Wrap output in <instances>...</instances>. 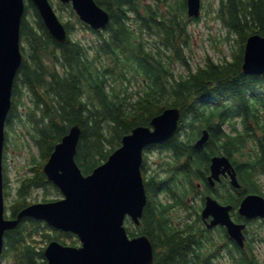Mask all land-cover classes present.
Wrapping results in <instances>:
<instances>
[{
    "label": "trees",
    "instance_id": "obj_1",
    "mask_svg": "<svg viewBox=\"0 0 264 264\" xmlns=\"http://www.w3.org/2000/svg\"><path fill=\"white\" fill-rule=\"evenodd\" d=\"M96 1L109 12L108 25L92 30L94 38L86 42L73 37L71 22H65L68 37L61 42L47 29L34 3L27 0L25 13L32 12L35 22L31 25L22 19L21 36L28 43L29 54L23 55L19 76L30 104L19 117L22 85L18 86L16 76L9 120L15 116L29 125L28 139L42 159L34 153L32 167L19 178L11 216L16 217L31 203L32 189L51 185L59 191L47 179L43 166L74 124L82 130L76 162L84 174H90L134 127L149 125L152 117L168 107H179L177 130L153 145L169 152L165 172L156 170L146 178L145 159L142 173L147 204L140 225L129 222L127 229L131 237L149 236L156 264H216L222 247L213 243L210 234L197 231L194 224L199 215L194 223L184 217L177 226L170 210L187 205L186 198L195 193V180L205 178L212 156L219 154L232 159L243 184L234 197L237 202L247 191L260 192L257 175L264 173V74H245L242 64L247 38L264 35V0H217V16L239 47L231 58L220 62L209 55L195 68L187 50L189 24L198 18L188 16L186 0ZM65 5L83 27L90 28L71 4ZM177 63L187 72H177ZM136 85L141 88L133 90ZM204 129L210 136L198 147L195 142ZM250 141L253 146L246 151ZM7 184L4 165V194ZM54 231L44 220L23 218L6 231L2 259L7 264H46L42 243L56 238V233L72 244L77 242L70 232ZM249 249L231 244L229 251L238 264H257L253 256L246 258Z\"/></svg>",
    "mask_w": 264,
    "mask_h": 264
},
{
    "label": "water",
    "instance_id": "obj_2",
    "mask_svg": "<svg viewBox=\"0 0 264 264\" xmlns=\"http://www.w3.org/2000/svg\"><path fill=\"white\" fill-rule=\"evenodd\" d=\"M47 29L61 42L68 37L65 24L58 17L50 0H31ZM70 3L79 18L93 29H103L110 21L109 12L96 0H61ZM189 17H198L202 0H186ZM25 0H0V261L6 231L15 228L26 217L46 221L51 227L76 234L80 246L51 241L44 250L46 264H156L154 247L147 234L130 237L125 225L127 217L139 225L147 192L142 175L143 151L147 145L169 139L177 130L181 117L179 107H168L152 117L149 125H139L122 138V144L90 174H84L76 162L82 134L79 124L54 146L43 169L47 179L56 185L63 197L53 201L34 202L21 209L16 217L6 218L3 157L5 126L12 107L14 82L22 65L21 25ZM242 71L264 74V35L255 33L246 40ZM204 129L195 145L201 147L209 139ZM214 183L220 174L229 173L234 187H240L237 171L226 155L211 159ZM231 205H222L207 197L202 217L213 216L208 226L223 224L229 235L244 244V223L230 215ZM239 213L248 218L264 217V197L249 194L241 201Z\"/></svg>",
    "mask_w": 264,
    "mask_h": 264
},
{
    "label": "rangeland",
    "instance_id": "obj_3",
    "mask_svg": "<svg viewBox=\"0 0 264 264\" xmlns=\"http://www.w3.org/2000/svg\"><path fill=\"white\" fill-rule=\"evenodd\" d=\"M155 0H146V2ZM203 8L202 13L198 20L193 19L189 24V30L191 32V42L187 50V54L190 57L193 67L203 64L207 56H213L216 61H224L226 58H231L233 56L234 50H236L239 45L233 39V35L229 33L228 28L223 24V22L218 18L216 13L217 0H202ZM57 13L63 19L64 22H71L73 26L72 34L73 37L82 39L84 41H89L94 38V33L90 28L83 27L77 20L75 16L72 15L71 8L68 5L63 4L60 0H51ZM27 5V3H26ZM29 23L34 24L35 18L32 12L24 13L23 16ZM230 35V37H228ZM230 38V39H229ZM25 48V49H24ZM21 51L22 54H29V46L25 39L21 36ZM177 72H187V68L182 64H175ZM21 73V69L17 76ZM17 79V77H16ZM18 86L21 84L22 91L20 92V99L18 105V114L24 115L25 111L30 104L27 89L23 86L20 76L17 79ZM141 88V85H136L133 90ZM229 129V126H225ZM29 125L25 126L21 119L14 116V118L7 121L6 134H7V149L4 152L3 164L6 166V171L8 174V184L5 193V215L11 216L10 205L14 202L16 198V188L19 182V178L25 174L33 165V154L36 152V146L28 139ZM253 146V141H250L246 147V151L250 150ZM36 154V153H35ZM37 155V154H36ZM169 152L166 150L161 151L158 147H148L145 150V159L148 175L152 174L154 171L159 170L161 174L165 172V160L168 158ZM39 156L37 155V158ZM39 159H42L41 156ZM144 159V160H145ZM144 175V177H145ZM259 182V190L264 194V173L257 175ZM61 194L56 188L49 185L46 188H35L31 190L28 200L43 201L44 199L52 200L60 198ZM165 201H170L167 195L162 196ZM196 208L197 202L194 201ZM195 209H192L194 212ZM183 213L179 212V209H174L172 216L182 218ZM191 223L195 222L193 216L189 219ZM175 224V222H174ZM129 221L126 222V226H129ZM132 225H134L132 223ZM218 236V234H215ZM222 237H225L223 231H221ZM250 243L253 249L250 248V254H246V258L256 259L257 264H264V221L255 220L249 230ZM69 239V238H67ZM78 243V242H76ZM46 246L47 243H42ZM257 257V258H256ZM2 264H7L5 260H2ZM216 264H238L231 255H227L225 252L216 259Z\"/></svg>",
    "mask_w": 264,
    "mask_h": 264
},
{
    "label": "flooded vegetation",
    "instance_id": "obj_4",
    "mask_svg": "<svg viewBox=\"0 0 264 264\" xmlns=\"http://www.w3.org/2000/svg\"><path fill=\"white\" fill-rule=\"evenodd\" d=\"M213 157V156H212ZM212 159V158H211ZM210 165H211V160H210ZM209 165V171L208 173L205 175V178L202 179H197L196 180V189L194 190V194H192V196L188 197V200H192V202L196 201L198 204V208H196V214L195 217H197V214L199 215L198 218V222H196L194 225L196 226L195 228L197 229V231L199 232H203L205 234H210L212 237H214L213 243L216 245H219V247H222L221 253H230L229 248L230 245H237L239 247V245L237 244V242L232 239L230 237V235L228 234V230L226 225L223 224H216L214 226L208 227V223H210L213 219V216H210L207 218V220H203L201 218V211L202 209L205 207L206 205V200L208 196L213 197L214 199H216L220 204L222 205H232V209H231V216L232 218L236 221V222H241L247 225L246 229H245V242L242 245V249L246 250L247 249V245L250 244V235H249V230H250V226L251 224L255 221V220H263L262 218H248L246 216L240 215L238 213V206L240 204V202L242 201V199H244V197L246 195H248L249 193H259L262 194V192H248L243 194V196H239L240 197V201L237 202L234 197L237 194V190L241 189L243 187V184L241 182V186L239 188H233L232 184H231V176L229 173L226 174H221L220 175V180L214 181V183H212L209 179L208 176L211 174V168ZM264 195V194H263ZM238 197V196H237ZM182 206V205H181ZM174 207V206H173ZM183 207V206H182ZM186 214H188L190 216V214L187 212V209L185 208ZM54 232H59L60 230L58 229H54ZM221 231L224 232L225 237H222L221 235ZM72 234V233H71ZM215 234H218L215 235ZM73 237H76V235L72 234ZM58 234L56 233V238H52L50 241L52 240H56L59 241L63 244L66 245H79L80 243H75L72 244V241H69L67 239L61 238V237H57ZM63 239V240H62ZM49 241V242H50ZM218 242V243H217ZM211 242H210V247H211Z\"/></svg>",
    "mask_w": 264,
    "mask_h": 264
},
{
    "label": "bare ground",
    "instance_id": "obj_5",
    "mask_svg": "<svg viewBox=\"0 0 264 264\" xmlns=\"http://www.w3.org/2000/svg\"><path fill=\"white\" fill-rule=\"evenodd\" d=\"M208 130V129H207Z\"/></svg>",
    "mask_w": 264,
    "mask_h": 264
}]
</instances>
